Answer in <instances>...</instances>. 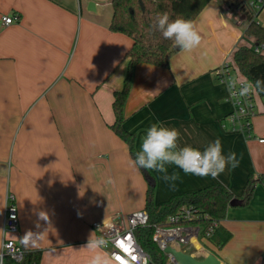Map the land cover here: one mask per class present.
Instances as JSON below:
<instances>
[{
    "label": "crops",
    "instance_id": "crops-1",
    "mask_svg": "<svg viewBox=\"0 0 264 264\" xmlns=\"http://www.w3.org/2000/svg\"><path fill=\"white\" fill-rule=\"evenodd\" d=\"M113 0H0V253L7 197L18 206L20 229L9 235L25 251H41L40 264H88L84 248L94 223L156 206L218 184L234 195L221 226L232 234L223 247L209 244L222 264H264V183L240 205L251 176L264 175V99L252 119L255 138L230 134L222 120L233 111L229 90L217 78L234 61L251 19L244 0H213L194 21L200 46L177 50L169 68L139 64L125 104L124 129L139 151L148 127L179 131V146L201 151L216 139L236 154L235 168L218 177L133 168L129 146L111 128L115 93L128 72L133 40L110 30ZM248 7V6H247ZM18 21L4 26L2 18ZM152 177V178H151ZM109 257L108 253L102 250ZM110 258V257H109ZM111 260V259H110ZM1 264V263H0ZM111 264H116L111 260Z\"/></svg>",
    "mask_w": 264,
    "mask_h": 264
},
{
    "label": "trees",
    "instance_id": "trees-1",
    "mask_svg": "<svg viewBox=\"0 0 264 264\" xmlns=\"http://www.w3.org/2000/svg\"><path fill=\"white\" fill-rule=\"evenodd\" d=\"M211 1L213 0H113V18L110 30L130 37L133 40V45L125 56L129 62L123 89L115 93L113 103L115 122L111 128L128 144L133 159L138 152L136 137L127 132L123 125L125 121L124 109L132 87L134 69L139 64L169 68L170 56L176 51L174 41L164 39L161 32L153 28L156 17L167 13L170 20L183 18L194 22ZM245 35L255 38L259 44L264 43V26L257 21L256 17L250 20ZM234 61L242 75L253 84L258 80L264 81V54L259 55L250 47L241 46L234 53ZM257 91L264 99V90L257 89ZM142 170L150 176L148 170ZM258 183H264V175L249 178L240 205L249 204ZM154 191V187L151 185L145 209L149 214V226L135 232L138 243L143 250L150 254L153 264H167L168 260L165 253L153 240L155 227L168 226L169 216L179 208L193 205L201 212L209 214L211 220L198 222L205 231L211 225L212 220L223 221L226 218L228 209L234 201V195L218 184L187 193L160 206H156L153 202ZM231 237L232 234L220 225L210 237L209 242L221 248L229 242ZM40 262L41 251H25L20 262L7 259L4 264H40Z\"/></svg>",
    "mask_w": 264,
    "mask_h": 264
},
{
    "label": "built area",
    "instance_id": "built-area-1",
    "mask_svg": "<svg viewBox=\"0 0 264 264\" xmlns=\"http://www.w3.org/2000/svg\"><path fill=\"white\" fill-rule=\"evenodd\" d=\"M249 8L258 15L264 8V0H250ZM18 21L16 15L2 18L4 26H11ZM255 53L264 54V43L249 46ZM220 82L228 85L234 81L238 91L244 85H254L240 72L235 61L227 59L217 71ZM258 91L255 87L246 97L232 95L229 92V100L233 104V111L222 120V129L230 134H240L247 138H255L253 133L252 119L257 114ZM264 143V135L255 138ZM211 220L209 214L201 212L195 206H182L168 218V226L155 227L153 240L160 250L167 256V264H176L174 256L166 253L167 248L183 251L198 259H203L211 254L209 247L210 237L222 221L212 220L211 225L204 231L198 222ZM149 226V214L146 210L136 211L125 218L113 216L94 223L93 229L96 237H102L107 241L106 251L110 259L116 264H153L152 258L137 241L135 232L138 229ZM20 229V218L16 197L9 194L3 226V241L0 253V263L4 264L7 259L20 262L23 259L24 249L20 247L16 239L9 235H17ZM204 233V234H203Z\"/></svg>",
    "mask_w": 264,
    "mask_h": 264
},
{
    "label": "clouds",
    "instance_id": "clouds-1",
    "mask_svg": "<svg viewBox=\"0 0 264 264\" xmlns=\"http://www.w3.org/2000/svg\"><path fill=\"white\" fill-rule=\"evenodd\" d=\"M153 28L160 31L164 39L173 40L175 45L185 52L197 49L202 41L201 34L193 21L183 18L170 20L167 13L156 17ZM227 86L232 95L246 97L253 87L264 90V81L258 80L254 85H244L238 91H234L236 88L234 81L228 82ZM179 137L180 133L175 128L165 127L159 122L151 124L141 138L135 159L129 161L130 165L137 170H154L163 173L162 178L166 182L179 179L177 173L167 174L169 166H175L186 175L212 178L218 177L226 168L238 166L236 154L229 152L225 155L219 139L210 142L201 151L191 146H179ZM106 246L107 241L104 238L91 234L84 246L93 253L88 264H111L110 258L102 251Z\"/></svg>",
    "mask_w": 264,
    "mask_h": 264
},
{
    "label": "water",
    "instance_id": "water-1",
    "mask_svg": "<svg viewBox=\"0 0 264 264\" xmlns=\"http://www.w3.org/2000/svg\"><path fill=\"white\" fill-rule=\"evenodd\" d=\"M175 49L180 50L178 46H176ZM234 204L235 203L233 201L231 203V206ZM165 252L170 253L174 256L176 264H222L221 260L212 253L203 259H198L188 253H185L183 251H176L172 248H167Z\"/></svg>",
    "mask_w": 264,
    "mask_h": 264
},
{
    "label": "rangeland",
    "instance_id": "rangeland-1",
    "mask_svg": "<svg viewBox=\"0 0 264 264\" xmlns=\"http://www.w3.org/2000/svg\"><path fill=\"white\" fill-rule=\"evenodd\" d=\"M245 3H242L241 5L244 7L245 11H248L247 8H249V2L250 0H244ZM248 6V7H247ZM250 9V8H249ZM251 10V9H250ZM251 12L255 15V13L251 10ZM259 19L261 20V24L264 26V12L261 14V16L259 17ZM249 37H247L245 40V42H248L249 41Z\"/></svg>",
    "mask_w": 264,
    "mask_h": 264
}]
</instances>
